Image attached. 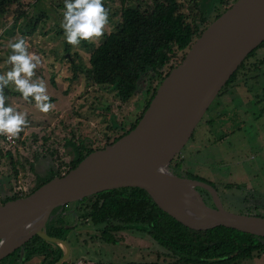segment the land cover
<instances>
[{
	"label": "rangeland",
	"instance_id": "rangeland-1",
	"mask_svg": "<svg viewBox=\"0 0 264 264\" xmlns=\"http://www.w3.org/2000/svg\"><path fill=\"white\" fill-rule=\"evenodd\" d=\"M11 1V11L3 21L5 29L0 27V74L11 68L6 63L11 54L9 42L21 35L26 37L29 52L39 55L42 61L33 79L45 81L50 102L55 107L46 114L42 113L31 98L25 100L13 85L7 87L17 94H6V106L25 112L28 126L17 137L18 140H25L23 145L15 141L12 147L7 146L0 135V196L7 193V181L13 183L11 165L4 157L6 151L16 160L17 174L12 185L14 189L24 190L34 178V172L41 174L51 165L48 159L40 157L35 160L31 156L30 150L43 152V146L42 150L37 147L41 144V134L48 135L59 157L67 160L68 155L63 147L65 139H88L93 146L99 145L105 136L117 132L113 129L119 128L121 122L122 128L126 127V123L141 109L145 97L143 88L123 102L111 88L87 83L83 70L87 66L90 48L66 43L61 28L64 0ZM195 1L207 15H211L218 6V0ZM104 4L110 11L112 30L118 19V14L112 15L113 10H117L118 1L104 0ZM21 11L22 16L11 27L12 16ZM31 26H34L32 31ZM108 32L106 30L105 33ZM89 42L93 46L99 43L95 40ZM64 56L72 58V65ZM72 66L77 68L78 74L74 80L70 79ZM255 92L256 88H241L238 79L227 88H221L174 157L176 161L182 159L178 171L172 170L175 174L184 176L187 172L209 181L219 193L223 208L234 213L264 214V104L254 105ZM258 92L264 94L261 88H258ZM34 133L36 140L32 142L30 136ZM23 156L32 162L33 171L29 170ZM227 184L232 186L225 187ZM201 195L209 199L204 192ZM207 204L211 205V202L207 201ZM63 213L62 224L73 226L77 223L73 203H67ZM52 226L54 228L60 224ZM93 234L94 230L88 223L76 226L68 234L69 264L150 262L155 259L158 250L141 232L119 231L115 235L119 241L115 244L104 243L92 237ZM12 258L3 257L0 264H14ZM39 261L40 257L33 255L17 264H39ZM237 264H264V250L252 259L241 260Z\"/></svg>",
	"mask_w": 264,
	"mask_h": 264
},
{
	"label": "trees",
	"instance_id": "trees-1",
	"mask_svg": "<svg viewBox=\"0 0 264 264\" xmlns=\"http://www.w3.org/2000/svg\"><path fill=\"white\" fill-rule=\"evenodd\" d=\"M117 1V10L112 12V15L118 14L114 28L105 33L95 46L89 41L81 42L83 47L90 48L87 66L83 70L84 78L91 85L111 88L123 102L144 88L145 97L141 109L126 123L125 128H122L121 122V127L119 124V128L113 129L117 132L114 135L105 136L99 145L93 146L88 139L77 141L72 138L65 139L63 147L68 155L67 160L59 157L56 147L53 146V140L48 135L41 134V144L37 147L42 150L43 146V152H38L36 149L30 150L31 156L35 160L40 157L43 160L48 159L51 165L41 174L34 172V178L28 182L24 190L14 189L12 185L17 174L16 160L9 151H6L4 157L11 165L13 183L7 181V193L0 196V204L31 193L53 176H60L73 168L92 150L113 142L133 128L160 81L173 66L182 60L190 45L207 24L229 7L234 0L231 2L218 0V6L214 8L211 15H207L195 0ZM12 3L11 0H0V19H2L0 27L3 30L5 29L3 21L10 13L9 6ZM14 9L17 10V8ZM22 14L23 11L12 16L11 27ZM33 27L31 26V31ZM256 48L251 50L246 58L252 55ZM68 56L64 57L72 65V58ZM242 64L243 61L225 81L222 89L236 81V75ZM71 71L70 79H77V68L72 66ZM10 93L17 94L5 88V95ZM205 122L209 121L205 120ZM14 139L21 145L25 143L24 139ZM35 140L36 134H31L30 141ZM23 158L29 170L33 171L32 162L27 161L25 156ZM180 163H182L181 158L178 161L172 158L164 169L181 176L172 171H178ZM181 177L210 184L209 181L187 172ZM231 186L232 184L225 185V187ZM197 190L200 194L202 192L207 194L201 188ZM72 203L75 207L77 223L73 226L62 224L63 208L66 204L58 205L51 211L46 221L45 232L48 235L59 237L69 244L68 234L76 226L88 223L94 230L92 237L104 243L115 244L119 241L115 236L119 231L141 232L147 235L158 250L153 261L135 264H237L241 260L252 259L264 250V237L261 236L224 226L205 231L189 229L160 210L148 194L137 187L105 190ZM247 214L264 217V214ZM56 223L60 226L52 228V225ZM61 253V248L57 244L44 241L34 235L4 258L13 257V263L17 264L20 260L27 261L31 256L38 255L39 264H55ZM69 261L68 256L62 264H69Z\"/></svg>",
	"mask_w": 264,
	"mask_h": 264
},
{
	"label": "water",
	"instance_id": "water-1",
	"mask_svg": "<svg viewBox=\"0 0 264 264\" xmlns=\"http://www.w3.org/2000/svg\"><path fill=\"white\" fill-rule=\"evenodd\" d=\"M263 40L264 0H234L207 24L182 60L160 81L133 128L31 193L0 204V260L36 235L61 248L55 264H62L70 248L63 239L45 232L51 211L121 187L143 189L160 210L189 229L224 226L264 237L263 216L227 211L212 185L164 169L225 81ZM197 188L209 195L212 205ZM39 216L43 217L41 226ZM23 231L26 235L20 239Z\"/></svg>",
	"mask_w": 264,
	"mask_h": 264
},
{
	"label": "clouds",
	"instance_id": "clouds-1",
	"mask_svg": "<svg viewBox=\"0 0 264 264\" xmlns=\"http://www.w3.org/2000/svg\"><path fill=\"white\" fill-rule=\"evenodd\" d=\"M109 14L104 0H64L61 28L66 43L76 47L82 41H101L106 30H111ZM8 46L11 54L6 63L11 68L0 74V135L17 138L28 126L27 114L13 106H6L8 97L5 88L13 85L25 100L31 98L42 113L50 112L55 105L50 102L45 81L33 79L42 61L39 55L29 52L27 38L21 35L10 41Z\"/></svg>",
	"mask_w": 264,
	"mask_h": 264
},
{
	"label": "flooded vegetation",
	"instance_id": "flooded-vegetation-1",
	"mask_svg": "<svg viewBox=\"0 0 264 264\" xmlns=\"http://www.w3.org/2000/svg\"><path fill=\"white\" fill-rule=\"evenodd\" d=\"M264 40L257 45L255 52L245 57L242 61L243 64L238 70L237 78L238 84L241 88H256L257 92L254 95V105L260 106L264 104V94L258 92V88L264 90ZM241 61V62H242ZM260 91V90H259ZM209 196V195H208ZM204 199V198H203ZM207 203L211 202V198L204 199ZM212 205V202H211Z\"/></svg>",
	"mask_w": 264,
	"mask_h": 264
},
{
	"label": "built area",
	"instance_id": "built-area-1",
	"mask_svg": "<svg viewBox=\"0 0 264 264\" xmlns=\"http://www.w3.org/2000/svg\"><path fill=\"white\" fill-rule=\"evenodd\" d=\"M3 143L6 144L7 146L12 147L15 144V139L7 137L4 135L3 136Z\"/></svg>",
	"mask_w": 264,
	"mask_h": 264
},
{
	"label": "bare ground",
	"instance_id": "bare-ground-1",
	"mask_svg": "<svg viewBox=\"0 0 264 264\" xmlns=\"http://www.w3.org/2000/svg\"><path fill=\"white\" fill-rule=\"evenodd\" d=\"M42 221H43V217H42V216H39V217H38V221H37L39 226H41ZM25 235H26V233H25V231H23V232L21 233V235H20L19 238L21 239V238H23Z\"/></svg>",
	"mask_w": 264,
	"mask_h": 264
}]
</instances>
